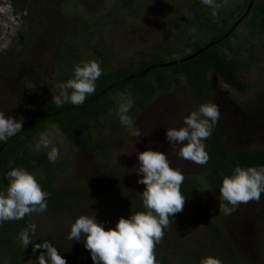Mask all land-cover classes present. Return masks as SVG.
I'll list each match as a JSON object with an SVG mask.
<instances>
[{"label": "flooded vegetation", "instance_id": "flooded-vegetation-1", "mask_svg": "<svg viewBox=\"0 0 264 264\" xmlns=\"http://www.w3.org/2000/svg\"><path fill=\"white\" fill-rule=\"evenodd\" d=\"M65 1L67 7L76 2ZM77 2L86 5L87 11L83 15L75 11L56 12L59 15L56 16L59 18L58 27L43 29V35H52L53 42L47 40L45 44L36 46L32 55L27 51L25 62L12 76L15 80L9 81L24 86L21 97L29 100L27 112L19 121L9 125L17 124L21 128V122L32 123L34 115L43 110L46 101L62 98L82 115L80 121H76V129L84 134L76 138L59 129L57 122H47L28 142L34 157L29 166L16 168L19 179L31 184L50 180L53 186L62 187L64 184H54L51 174L52 170L64 165L59 157L63 154L70 165L67 155L77 150L80 144H88L95 172H99L102 180L101 189L111 191L116 181L122 186L127 179L125 175L116 179L117 174L114 176L111 170L113 165L117 166L113 161L114 148L117 156L125 160L117 166L119 172H129L132 169L129 163L134 162L136 176L127 180V183H133L131 187L147 188L144 185L147 178L154 183L152 193L157 197L173 190L179 192L177 188L185 179L199 189L201 203L206 190L220 198L206 179L210 167L208 148L216 141L213 138L231 151L254 152L264 148V118H251L237 104L225 98L221 94L223 92L210 87L208 74L211 70L206 71L207 89L197 91L191 85L194 60L206 50L211 52L220 48L224 35L194 34L193 0H119L123 10L111 6L110 0H98L96 5H87L88 0ZM256 3V0L246 1L242 10L233 13L232 21H227L226 29H223L230 40L248 16H243L248 6L252 4L250 14ZM151 5L154 10L150 9ZM35 14H39L38 10ZM239 18L243 19L238 23ZM160 19H164L163 25ZM146 31L148 34L144 35ZM120 41L128 44L120 45ZM41 47L42 53L37 52ZM15 105L19 107V103ZM48 142L50 145L44 144ZM71 143H76V146L70 151ZM47 155L51 156L50 166L35 164ZM146 169L154 171V176L147 177L148 173L143 171ZM32 170L43 172V178L27 175ZM193 170H198V173H191ZM4 176V180L9 182V178ZM66 185L81 191L70 208L91 187V184H86L83 189ZM238 185L227 181L226 193L229 187ZM91 188L94 191L95 188ZM35 195L40 203V190L18 202L16 198L7 197L0 187V217L24 214L34 224L32 234L16 231L14 247L0 242L9 255L7 264H21V260H26V248L21 250L17 240L20 237L31 238L36 231V223L26 211L28 200ZM228 198L230 201V194ZM152 204L155 205L154 200ZM123 210L128 216L129 207ZM85 216L92 217V214ZM58 236L54 235L51 241L54 243ZM90 239L92 241V234ZM35 246L37 252H33L34 256H40V242ZM78 249L83 257L90 260L85 250L82 251L81 244ZM42 259L46 261L49 257Z\"/></svg>", "mask_w": 264, "mask_h": 264}, {"label": "rangeland", "instance_id": "rangeland-1", "mask_svg": "<svg viewBox=\"0 0 264 264\" xmlns=\"http://www.w3.org/2000/svg\"><path fill=\"white\" fill-rule=\"evenodd\" d=\"M110 1L115 9H124L119 0ZM66 2L46 0L45 4H51V8L54 6V10L45 8L47 13L35 14L37 11L35 0H0L2 78L15 80L12 76L25 62L27 51L32 55L36 46L45 44L47 40L53 42L52 35H43V29L52 30L58 27V12L75 11L83 15L87 11L86 5L82 2L76 0L70 7L66 6ZM97 2L98 0H88L87 5H96ZM142 8L143 5L140 9ZM39 15H42L43 20ZM247 15L232 37L231 51L228 52L237 60L238 76L247 85V89L238 91L220 79L218 87L251 118H264V34L257 31L253 12ZM163 21L164 19L159 20L161 25ZM81 26L83 27L82 23ZM20 29L24 30L23 40H20ZM147 34L146 31L144 35ZM127 44V41H120V45ZM37 50L40 53L43 51L42 47ZM20 55L24 57L21 61ZM22 89L24 86L21 84L0 80V92L4 93L0 94V124L19 121L27 112L29 100L22 99ZM14 102L19 103V107H16ZM44 144L50 145L49 142ZM75 146L76 143H71L70 151ZM89 147L88 144H80L77 150L71 151L67 155L68 160H71L70 165L62 154L59 161L63 160L64 165L52 170L51 174L55 185L71 184L83 189L86 184H91V187L95 188L94 191L88 187L87 193L72 203L70 209L59 212L44 209L39 203L38 196H31L26 204V211L36 223V231L31 238L20 237L17 240L18 247L21 250L26 248L27 253L26 260H21V264H60L50 258L45 261L41 256H34L37 252L36 243L51 240L54 235L60 234L67 235L73 240V248L77 252L81 244L82 251L84 249L86 254L92 256L89 261H84L85 264H150V256L156 253H167L172 264H230L212 240L205 221L198 220L191 209L182 207V203L172 195L160 193L155 197V193H152L154 183L147 178L144 183L147 188L139 185L131 187L133 183H127V180H132L136 176L134 162L129 163L132 168L129 172L125 170L119 172L117 166L125 163V160L117 156L114 148L112 155L117 166L113 165L111 170L114 176L117 174L116 179H122L124 175L127 179L122 186L116 181L111 191L107 188L101 189L102 180L99 172H95L92 150ZM107 159L110 162V159ZM143 171L148 173L147 177L154 176L152 170ZM191 173H198V170ZM27 175L38 179L44 176L40 170H32ZM227 193L230 194V203L225 207L223 200L213 192L210 190L204 192L202 208L207 213L206 218L209 217L218 224L227 235L240 264H264V185L251 186L248 183H241L229 187ZM152 200L155 205L152 204ZM127 206L128 216L123 210H126ZM85 214H92V217ZM133 217L141 222L139 224L141 226L133 230L136 233L130 239L127 236L130 233L127 224L132 223ZM143 232L148 252L143 245V239L138 240ZM7 256H9L7 250L0 246V264H7Z\"/></svg>", "mask_w": 264, "mask_h": 264}, {"label": "trees", "instance_id": "trees-1", "mask_svg": "<svg viewBox=\"0 0 264 264\" xmlns=\"http://www.w3.org/2000/svg\"><path fill=\"white\" fill-rule=\"evenodd\" d=\"M35 1L39 14L41 12L47 13L48 9H53L54 7L51 8V4H45L46 0ZM246 1L250 0H193L192 6L195 9L192 19L194 34L198 33L197 35L203 34L205 36L209 33L218 37L224 35L225 38L220 48H214L211 52L206 50L194 60L191 85L197 91H201L204 88L207 89L205 78L207 70L215 71L220 80L231 88L238 91L247 89V85L238 76L237 60L228 53L231 51V40L228 36L229 34L223 29H226L227 21H232L230 18L233 13L238 9L242 10L244 8ZM45 8L47 10H44ZM150 9L154 10L153 5L150 6ZM253 17L257 31L264 34V0L257 1L253 8ZM39 18L43 20L42 15H39ZM23 31V29L19 31L20 40L25 37ZM19 58H22V56H19ZM104 74L108 75L109 73L104 72ZM0 78L4 81H10L1 76ZM72 107L65 99H49L43 104V110L34 115L32 123L21 122V128L17 124L14 126L0 124V187L4 189L7 197L16 198V201L23 202L28 195L40 190L41 205L51 211H60L70 208L71 202L81 194L78 188L67 185L56 187L50 183V180L49 182L40 180L35 184H31L28 181L19 179L18 174L15 172L17 167L31 164L34 155L28 142L33 135L44 128L47 122H57L59 129L73 134L76 138L82 137L84 133L76 129V121L79 122L82 115L77 113ZM209 113H212L211 109H209ZM213 139L216 141L210 144L208 148L210 167L206 179L209 187H212L215 193L218 192L220 194V198L224 201L223 205L228 207L230 201L225 189L227 181L234 185L242 182H246L251 186L264 185V148L254 152L241 149L231 151L216 138ZM35 164L48 167L51 165V156L47 155ZM5 171L7 173H4ZM3 174L9 178V182L4 180L5 176ZM177 189H179V192L173 190L167 195L174 196L178 202L182 203V207L191 209V212L198 220L205 221L206 229L210 233L212 240L224 256L227 257L230 264H240L233 244L227 235L218 224L209 217L206 218L207 213L202 208L199 189L194 185H190L185 179ZM131 222L133 224H127L130 230L127 236L130 239L136 233L133 230L136 227L139 229L141 226L139 225L141 222L136 221L135 217L132 218ZM17 230H20L25 235L32 234L34 232V224L24 214L13 213L0 217V242L8 247H14V237ZM140 235L141 237L139 236L138 240L143 239V245L148 252L144 239L145 233L143 232ZM40 244L41 257H52V260L64 264H85L86 262L84 261H89V259L83 257L73 248V240L67 235L60 234L54 243L50 240L41 241ZM89 258L92 259V256L89 255ZM149 260L150 264H172L167 253L152 254Z\"/></svg>", "mask_w": 264, "mask_h": 264}, {"label": "water", "instance_id": "water-1", "mask_svg": "<svg viewBox=\"0 0 264 264\" xmlns=\"http://www.w3.org/2000/svg\"><path fill=\"white\" fill-rule=\"evenodd\" d=\"M251 6H252V4H250V5L248 6V8H247V10H246V12L244 13L243 16H246V15L249 13V11L251 10ZM242 19H243V18H239V19L237 20V22L239 23ZM219 79H220V78L218 77V75L216 74V72L213 71V70H211V72L208 74V83H209L210 87H215V88H217L218 91H220V93L223 92V93H221V94L224 95L225 98H228V96L225 95L224 91L218 87V80H219ZM228 99L231 100L230 98H228ZM231 101H232V100H231ZM232 102H233V101H232ZM233 103H234V102H233ZM235 104H236V103H235Z\"/></svg>", "mask_w": 264, "mask_h": 264}]
</instances>
